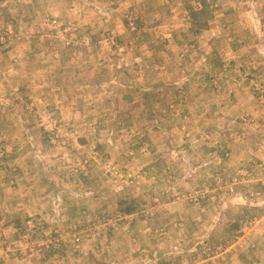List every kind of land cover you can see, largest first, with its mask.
<instances>
[{
  "label": "rangeland",
  "instance_id": "374dc122",
  "mask_svg": "<svg viewBox=\"0 0 264 264\" xmlns=\"http://www.w3.org/2000/svg\"><path fill=\"white\" fill-rule=\"evenodd\" d=\"M0 10L1 69L32 42L57 62L0 73V264H264V0Z\"/></svg>",
  "mask_w": 264,
  "mask_h": 264
},
{
  "label": "crops",
  "instance_id": "0c3cea01",
  "mask_svg": "<svg viewBox=\"0 0 264 264\" xmlns=\"http://www.w3.org/2000/svg\"><path fill=\"white\" fill-rule=\"evenodd\" d=\"M5 13H6V11H5ZM4 29L8 30L9 33L13 32L15 34L14 30H12L11 24H5ZM38 44L34 45V42H32L31 46L29 47V44H28V47H26L24 50L19 49V48L13 49V48L10 47L9 48L10 50L8 51V54L11 56L9 58V61H10L8 63L9 65L5 66V64H3L2 69L0 68V73L4 76V74L6 75V73L13 72V70H15V69L24 68V71H23V73L21 75L22 78H29L30 76L34 77L36 75H40L41 76L42 73H48V74H44V75H47L48 77L50 76V78H48L47 80H51L53 83H55L53 81L54 76L52 75L53 73H55V71L51 67L57 69V62L53 59V57H55V55H56V52H53L54 48H49L48 50H46L48 52V54L46 56V59L44 60V58L41 56L42 55L41 52H42L43 48H40ZM3 48H6V49H3ZM7 50H8V46L0 47V60L2 59V55H4V56L7 55ZM12 57L14 58V60H12ZM13 67H14V69H13ZM37 69H39V70L37 71ZM52 71H54V72H52ZM32 83H34V82H32ZM44 83L48 84L46 82H43L42 84H44ZM28 87L29 86H27V88ZM46 87H49V86L46 85ZM41 88H43V85L38 86L35 91H39ZM9 94L13 98L14 94H15V91H10L9 90L8 94H6V95L9 96ZM42 170H44L43 169V165H42V168H40L38 170L40 173L37 174L41 181L44 180L43 179L44 176H42V174L45 175V173H43ZM74 192H75L74 194L76 195L77 192H79V191L75 190ZM82 193H83L82 195H84V196L85 195H90V194H87L86 192H82ZM70 210L71 209L64 210V212H62L63 209H62V206H61V208H60V212H62L61 213V217L59 219H57V220L60 223L61 227H64V226L67 225L68 227L67 226L66 227L70 229L68 231V233L71 234L72 228L75 227L74 223H78L79 221L75 219L76 218V216H75V207L72 208V213L71 214H70ZM79 211H81V214H82V216L80 217L82 222H86L87 223L89 221V217H87L86 214H83L81 209ZM125 219H130V218L126 217ZM107 224L108 223L102 224L101 227H105V225H107ZM128 224H130V223H128ZM71 226H73V227L70 228ZM9 227L10 226H7V228H9ZM132 232H134V231H132ZM74 234L76 235V232ZM92 236H93V234H92ZM89 241H91V239H88L85 242H89ZM86 255L87 254H85V256ZM59 258H60V260H62V261H59L60 264H73V263L76 264V262H77L76 259H74L73 257H68V256H63L62 255ZM145 258L147 259V257H145ZM86 259H87V261L89 260L87 257H86ZM126 259L128 261L133 260L134 264H137L136 263V252H132V254H130V257H127ZM144 263L145 262H143V264ZM138 264H140V263H138Z\"/></svg>",
  "mask_w": 264,
  "mask_h": 264
},
{
  "label": "trees",
  "instance_id": "16d2710c",
  "mask_svg": "<svg viewBox=\"0 0 264 264\" xmlns=\"http://www.w3.org/2000/svg\"><path fill=\"white\" fill-rule=\"evenodd\" d=\"M191 15H194L193 12H191ZM135 210V207L133 204H127L126 202H120V205L118 207V211L122 214H130Z\"/></svg>",
  "mask_w": 264,
  "mask_h": 264
}]
</instances>
